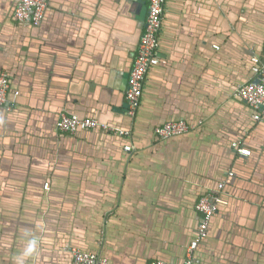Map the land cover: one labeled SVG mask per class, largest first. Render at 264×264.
Returning a JSON list of instances; mask_svg holds the SVG:
<instances>
[{"label": "crops", "instance_id": "1", "mask_svg": "<svg viewBox=\"0 0 264 264\" xmlns=\"http://www.w3.org/2000/svg\"><path fill=\"white\" fill-rule=\"evenodd\" d=\"M14 4L0 0V72L20 91L0 106V264H73V246L111 264L181 263L198 198L223 179L228 202L195 264H264V112L236 93L264 63V0H167L162 62L134 118L125 90L146 1L51 0L40 26L13 19ZM62 110L130 133L60 132ZM177 120L202 124L155 135Z\"/></svg>", "mask_w": 264, "mask_h": 264}, {"label": "built area", "instance_id": "2", "mask_svg": "<svg viewBox=\"0 0 264 264\" xmlns=\"http://www.w3.org/2000/svg\"><path fill=\"white\" fill-rule=\"evenodd\" d=\"M148 5V12L145 21V28L141 35L139 45L136 49L134 62L129 73L128 87L125 92L128 103V115L131 118L137 116L144 95V88L147 77L152 66L162 62L157 55L160 44V34L164 23L165 5L167 0H145ZM49 0H19L14 12V19L18 23H32L39 25L48 8ZM253 72L255 80H250L237 88V96L245 100L256 113L255 120H260L264 112V63L259 57L253 58ZM11 89V82L8 72L0 73V106L7 103V96ZM202 120L198 123L187 122L186 120L168 121L155 128L154 133L159 139H168L175 136L187 134L198 128ZM60 132L75 133L79 128L96 129L100 128L106 132L127 136L130 131L116 126L101 123L93 117L81 118L77 114L62 112L57 123ZM233 147L237 151L250 155L251 150L234 142ZM125 149L132 150L131 145H126ZM231 175V173H230ZM225 186V182H220L217 187H210L205 194L199 196L196 203V211L200 215V222L196 236L190 241L186 248L185 260L182 264H194V254L198 246L205 242L209 236V225L212 217L217 212L216 201ZM73 264H110L109 258L95 251L73 248ZM148 264H172L162 260L151 261Z\"/></svg>", "mask_w": 264, "mask_h": 264}, {"label": "water", "instance_id": "3", "mask_svg": "<svg viewBox=\"0 0 264 264\" xmlns=\"http://www.w3.org/2000/svg\"><path fill=\"white\" fill-rule=\"evenodd\" d=\"M141 2H145V0H140ZM18 2H19V0H15V4H14V8H13V12H12V15H13V19H14V12H15V9H16V7H17V4H18ZM50 4H51V0H49V3H48V8H47V10L49 9V7H50ZM47 10H46V12H47ZM46 12H45V15H44V18H43V20H42V22L45 20V17H46ZM147 12H148V6L145 4L144 5V7H143V12H142V19L143 20H145L146 21V16H147ZM42 22L39 24V25H34V24H32V23H29V22H27V23H24V24H29V25H32V26H40L41 24H42ZM141 37V36H140ZM139 42H140V40L138 41V44L137 45H139ZM138 47V46H137ZM130 71H131V69H130ZM130 71H129V73H130ZM3 72V71H2ZM1 73V72H0ZM129 73L127 74V82H126V90H127V87H128V78H129ZM8 74H9V77H10V82H11V89H10V91H9V93H8V96H7V103L6 104H4V105H6L7 106V108L9 107V106H13V103L14 102H10V94H11V92H13V94L17 97L19 94H20V91L19 90H17V89H14V87H13V85H12V79H11V74L8 72ZM126 90H125V92H126ZM238 97V96H237ZM238 98H240V97H238ZM241 99V98H240ZM241 100H243V99H241ZM245 103H246V101L245 100H243ZM247 104V103H246ZM248 105V104H247ZM250 107V106H249ZM251 108V107H250ZM252 109V108H251ZM253 110V109H252ZM254 111V110H253ZM62 112H67V113H69V114H77V113H73V112H70V111H68V110H62V111H60V113H59V115H58V118H57V120H56V123H55V125H56V128H57V123H58V120H59V118H60V115H61V113ZM256 112L254 111V114H255ZM78 116H80L79 114H77ZM81 118H85V117H83V116H80ZM93 118H96V117H93ZM96 119H98V118H96ZM99 120V119H98ZM101 123H106V124H110V125H113V126H116V125H114V124H112V123H110V122H102L101 120H99ZM117 127V126H116ZM118 128H120V127H118ZM58 129V128H57ZM80 130H90V129H83V128H79L75 133H73V134H76V133H78ZM92 130H101V131H103V132H106V131H104V130H102V129H100V128H96V129H92ZM235 142H237V141H235ZM234 143V142H233ZM237 143H239L240 144V142H237ZM241 146H243L242 144H240ZM243 147H245V146H243ZM232 148L236 151V152H238L237 151V148H234L233 147V144H232ZM240 155H242V156H245L244 154H242V153H240V152H238ZM230 173H231V175H230ZM228 175L231 177V176H233L234 175V172H232V171H230V172H228ZM225 182V186H224V188L222 189V192H221V194H220V196H219V199L216 201V204H217V212L220 210V206L221 205H223V204H226L227 202H228V199H227V196L230 194L228 191H227V182H226V180L225 179H223V180H221V182ZM218 186V185H217ZM216 186V187H217ZM51 188V185H50V183L49 182H46L45 184H44V190H46L47 192H48V190ZM206 193V190H204L202 193H201V195L202 194H205ZM216 212V213H217ZM215 213V214H216ZM215 216V215H214ZM213 216V217H214ZM213 217H212V219H213ZM212 219H211V222H212ZM199 222H200V220H199ZM199 222H198V225H197V229H198V226H199ZM211 222H210V225H209V234H210V226H211ZM196 233H197V230H196ZM196 233H195V236H196ZM194 236V237H195ZM208 238H209V236H208ZM208 238L206 239V241L208 240ZM37 240H38V242H39V239L38 238H36ZM206 241L205 242H203V243H201L199 246H198V248H197V250L195 251V254H194V264H195V260H196V256H197V252H198V250H199V248H200V246H202L203 244H205L206 243ZM73 248H79V249H81L80 247H78V246H73V247H70V249H69V252H70V254H71V256H72V258H73V252H72V249ZM157 260H162V261H165V260H163V259H157ZM165 262H168V261H165ZM184 262V261H183ZM183 262H181V263H173V262H168V263H172V264H182ZM109 263L111 264V261H110V259H109Z\"/></svg>", "mask_w": 264, "mask_h": 264}, {"label": "clouds", "instance_id": "4", "mask_svg": "<svg viewBox=\"0 0 264 264\" xmlns=\"http://www.w3.org/2000/svg\"><path fill=\"white\" fill-rule=\"evenodd\" d=\"M38 245H39V242L35 237L28 239L26 247L24 248L22 255L24 257H31L33 254L37 252Z\"/></svg>", "mask_w": 264, "mask_h": 264}]
</instances>
